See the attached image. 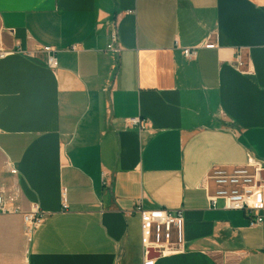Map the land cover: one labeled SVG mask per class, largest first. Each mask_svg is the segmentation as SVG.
I'll use <instances>...</instances> for the list:
<instances>
[{"label":"crops","instance_id":"0c3cea01","mask_svg":"<svg viewBox=\"0 0 264 264\" xmlns=\"http://www.w3.org/2000/svg\"><path fill=\"white\" fill-rule=\"evenodd\" d=\"M0 50V191L43 212L25 253L3 215L0 264H264V211L205 192L264 163V0H0ZM139 208L182 210L185 243L146 253Z\"/></svg>","mask_w":264,"mask_h":264},{"label":"built area","instance_id":"2783aa9c","mask_svg":"<svg viewBox=\"0 0 264 264\" xmlns=\"http://www.w3.org/2000/svg\"><path fill=\"white\" fill-rule=\"evenodd\" d=\"M118 35L115 25H111L110 43L106 50L114 54L120 53L117 45ZM207 43L202 46L205 49H215L214 43ZM197 49H184L183 56L187 60H193ZM43 52L47 54V66L50 69L57 68V61L54 57V50L44 47ZM7 52L0 50V59H3ZM243 66L241 54L238 53L235 60V67ZM127 128L140 126V130H145L139 118L127 119ZM9 172L15 175L16 170L9 168ZM264 173V163L253 158H249L244 166L232 168L214 167L208 174L205 183V192L209 207L217 209L219 206L226 211H240L246 213L249 218V226L254 227L261 223V213L264 211V180L260 174ZM17 192L0 191V214L13 215L21 214L24 225V235L29 240L31 232L43 219V212L38 207H32L27 212H22L17 206ZM63 208L67 206L63 204ZM141 217V244L146 253L150 250H163L164 244L171 241L181 246L185 243L184 216L182 210L174 211H152L146 212L138 209Z\"/></svg>","mask_w":264,"mask_h":264},{"label":"rangeland","instance_id":"374dc122","mask_svg":"<svg viewBox=\"0 0 264 264\" xmlns=\"http://www.w3.org/2000/svg\"><path fill=\"white\" fill-rule=\"evenodd\" d=\"M9 224L7 223L6 221V217L1 215L0 216V228H5V227H8ZM24 225H23V222H22V226H21V235L19 236V244H20V248H21V253H25V250H26V246L28 244V239L27 237L24 235ZM17 240V238H16ZM174 237L171 238V241L174 242Z\"/></svg>","mask_w":264,"mask_h":264}]
</instances>
